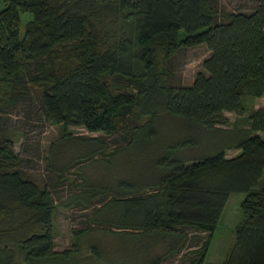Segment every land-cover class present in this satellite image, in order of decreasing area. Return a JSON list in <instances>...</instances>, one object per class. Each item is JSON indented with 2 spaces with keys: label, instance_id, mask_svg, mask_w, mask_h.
I'll return each instance as SVG.
<instances>
[{
  "label": "trees",
  "instance_id": "16d2710c",
  "mask_svg": "<svg viewBox=\"0 0 264 264\" xmlns=\"http://www.w3.org/2000/svg\"><path fill=\"white\" fill-rule=\"evenodd\" d=\"M0 3V107L21 99L28 86L36 90L44 120L60 128L46 155L56 184L75 162L150 154L138 172L120 169L126 177L114 183V191L104 185L94 189L83 179L78 193L61 206L80 200L88 206L108 194L93 211V223H106L105 230L111 227L115 234H146L134 242L149 264L181 249L186 236L178 227L205 232L198 246L185 252V264H211L203 260L225 199L241 193L240 219L217 264H264V106L251 107L264 94V0L221 16L212 0ZM23 13L30 16L21 30ZM201 43L207 55L191 82L168 83L163 61L178 48ZM245 111L239 124L226 126L224 112ZM163 116L178 124V138L145 151L155 143ZM126 120L132 123L125 128ZM67 126L105 135L122 130L125 144L107 151L103 140L72 136ZM66 144L83 151L58 163V150ZM228 149L238 152L226 157ZM19 164L11 142L0 138V264L68 261L78 248L53 249L52 193L29 180ZM109 202L120 209L118 222L99 214ZM149 236L150 242L161 240L163 254H147ZM89 249L93 252L88 244Z\"/></svg>",
  "mask_w": 264,
  "mask_h": 264
},
{
  "label": "rangeland",
  "instance_id": "374dc122",
  "mask_svg": "<svg viewBox=\"0 0 264 264\" xmlns=\"http://www.w3.org/2000/svg\"><path fill=\"white\" fill-rule=\"evenodd\" d=\"M212 3L219 16L227 11L251 10L254 6V0H212ZM29 16L28 13L20 14L21 30L22 25L29 19ZM181 35L182 32H179V37ZM206 55L207 50L202 43L175 50L171 56L163 61L167 82L173 86L189 84L194 73L200 69V62ZM33 65H31L30 71H32ZM263 106L264 94L251 103L252 108ZM223 114L229 121L226 126H231L232 123L239 124L240 120L246 116L247 111L240 116L230 112H224ZM131 123V121L126 120L124 123L125 128L127 125L131 126ZM156 126V141L154 144H147L144 147L145 151L155 149L158 141L166 143L178 138L176 136L178 133L175 131V129H178V124L169 121L166 116H163L156 123ZM59 131L58 126L49 124L44 120L39 109L36 90L32 87L28 86L27 93L21 99H17L14 104L9 105L7 108L0 107V138L6 137L11 142L13 151L20 158L19 167L27 178L39 187L45 186L52 193L55 202L51 217L53 249L61 251L78 248V253H73L68 261L50 260L37 264H101L103 260H97L96 255L105 260L108 259V263L113 264H149L150 260H147L148 258H141L138 242H134L145 238L146 234H143V232L138 235L115 234L112 232L116 231L110 230L116 229L110 227V232L105 230L107 228L106 223H93V211L110 195L101 194L91 200L88 206L85 205L84 200H80L79 205L73 204L71 206H61L59 203L66 202L69 197L71 198L72 195L78 193V190L83 186V179L91 182L94 189L104 185L114 191L112 190L114 189V183L118 179L126 177V174H123V171L120 172V169L127 166L132 171L138 172L142 164L148 162L150 154L148 152L131 154L127 156V160H124V157L115 156L110 158L108 162L101 158L94 161L86 159L75 162L62 171L63 179L56 184V176L48 168L46 155L49 144L57 139ZM65 131L72 136H96L105 142L107 151L114 148L119 150L125 144V140L121 138L124 135L122 130L105 135L101 132H87L79 126H67ZM80 151H83L81 147L64 145L58 150V163H61L63 159L65 160V157L71 154L78 156L79 153L77 152ZM237 152L238 150L228 149L224 151V155L230 157ZM117 172L123 175L120 176ZM93 188L90 187V189ZM242 197L241 193H231L225 199L215 229L212 232L203 260L204 263L217 264L223 259L231 243L232 229L240 219L239 202ZM112 209L116 210L115 216L111 212ZM119 210L116 203L109 202L99 210V214H101L104 221L113 220V222H118L120 220ZM87 228L93 230L86 233L84 238H76V234L85 229L87 230ZM176 230L185 234V241L180 250L164 259H160L159 264H185L189 258L185 252L197 247L205 235V232L189 227H178ZM147 240L149 243H147L148 255L163 254V243L160 239L150 242L152 237L149 236ZM88 244L93 252H90V249L88 250Z\"/></svg>",
  "mask_w": 264,
  "mask_h": 264
}]
</instances>
